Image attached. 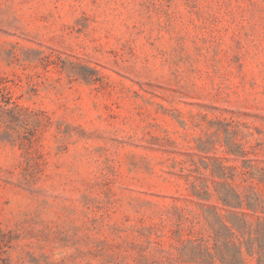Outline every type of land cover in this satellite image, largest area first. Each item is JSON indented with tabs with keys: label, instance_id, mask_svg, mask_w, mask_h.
Instances as JSON below:
<instances>
[{
	"label": "rangeland",
	"instance_id": "obj_1",
	"mask_svg": "<svg viewBox=\"0 0 264 264\" xmlns=\"http://www.w3.org/2000/svg\"><path fill=\"white\" fill-rule=\"evenodd\" d=\"M0 264H264V0H0Z\"/></svg>",
	"mask_w": 264,
	"mask_h": 264
}]
</instances>
